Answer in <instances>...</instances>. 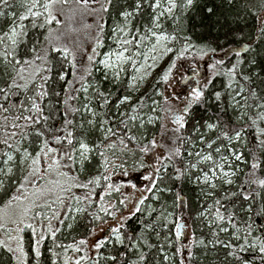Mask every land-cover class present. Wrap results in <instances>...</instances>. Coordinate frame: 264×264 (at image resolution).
<instances>
[{
    "label": "snow or ice",
    "instance_id": "1",
    "mask_svg": "<svg viewBox=\"0 0 264 264\" xmlns=\"http://www.w3.org/2000/svg\"><path fill=\"white\" fill-rule=\"evenodd\" d=\"M98 2L0 0V264H150V236L173 213L143 206L176 188L173 204L186 208V183L203 202L191 223L175 218L174 243L164 237L179 264H264V0L251 4L259 23L247 34L205 3L198 35L181 26L197 0H125L110 30L103 16L83 25L95 29L88 50L72 36L77 16L114 7ZM113 193L131 201L127 216L106 202ZM137 214L140 231H125ZM82 219L91 236L108 225L95 255L91 236L60 241Z\"/></svg>",
    "mask_w": 264,
    "mask_h": 264
},
{
    "label": "trees",
    "instance_id": "2",
    "mask_svg": "<svg viewBox=\"0 0 264 264\" xmlns=\"http://www.w3.org/2000/svg\"><path fill=\"white\" fill-rule=\"evenodd\" d=\"M257 0H235V3L233 5H228L227 0H197V5L194 6V8L189 12L187 17H182L181 19V26H187V31L190 34H199V28L201 25V18L202 16H206V13L202 11L203 5L207 3V6L212 7L216 6L217 10V16L221 17V19L226 16L230 23H233L234 27H238L239 29L243 30L245 34L248 32H255L258 30V20L256 16L252 15V11H257V9L252 8L251 11H249V8L251 4L256 3ZM125 3V0H114V7L110 10V12L107 14V16H103L104 19L107 20V28L110 30L115 22L116 14L119 10H121V6ZM260 15L264 17V12H261ZM237 16H239V19H237ZM217 17H212L211 20L214 21ZM207 22V21H205ZM29 23V22H26ZM30 27V23H29ZM53 27H55L53 25ZM167 28L169 31H172L171 22L167 25ZM30 34L31 36H36L38 34V30H33L30 28ZM107 49H105L106 51ZM222 55V53H221ZM226 65L230 66L231 62H234V57L232 58V61L229 60V57H224ZM131 69L129 68L128 76L131 75ZM128 77H126L127 79ZM221 83V80H217L216 85L219 87ZM160 101V105H163V97H156ZM55 103V101H54ZM56 107H59V104H56ZM160 115H163V112H160ZM161 128L159 124L155 127L152 134L156 135L158 138L160 137ZM162 143V141H160ZM187 149H185V155H186ZM171 171V169L169 170ZM198 173H193V180L195 179V175ZM176 188H173L172 193H166L162 200L157 203L155 201L149 200L146 202V205L143 207H147V204H152L157 209V214L159 213L161 209V205L164 204L166 206V209L168 212L173 213V223L168 225L167 229H161L158 228L157 231L161 232V235L159 238H157L156 233L153 232L150 236V241L157 245V249L153 250V255L150 264H165L163 256L159 253V246L163 245L164 251L167 253V255L170 257L167 264H179L180 257L179 255L175 254V247L169 248L168 242L165 241L164 237L167 236L169 241L175 242V218L179 217L181 215L184 216V220L188 223H191L189 220V214L194 213L198 207L199 204L202 203V199L198 200L197 194L199 193V188L194 183H186L183 188V192L181 195H183L187 201V207L184 209L178 208L174 206L173 200H174V193L176 192ZM101 191V190H98ZM98 199V197H97ZM120 198L116 195V193H113L112 195L108 196L106 198V202L110 204L117 205V213L118 215L127 216L128 213L125 215L126 209L122 205H118L117 201ZM143 219V216L141 214H137L136 217H133L130 221L127 222L125 231L127 232H139L140 231V220ZM110 220V218H108ZM89 222L87 219H82L80 222H78L74 228L69 232L67 229H65L64 236L60 237V241L68 244L72 243L74 239L78 240L81 238H86L91 236V232L89 230H86L85 225H87ZM199 225L197 222V231H198ZM107 228L103 232V235H107ZM24 238L27 243V241L30 238V233L26 232L24 233ZM112 250V244L109 243L106 247L101 249V255H107ZM123 251L124 249H120ZM71 252V251H70ZM69 252V253H70ZM95 255V254H94ZM129 259H134V257L129 253L128 256ZM100 264H105V261L101 260Z\"/></svg>",
    "mask_w": 264,
    "mask_h": 264
},
{
    "label": "rangeland",
    "instance_id": "3",
    "mask_svg": "<svg viewBox=\"0 0 264 264\" xmlns=\"http://www.w3.org/2000/svg\"><path fill=\"white\" fill-rule=\"evenodd\" d=\"M101 4H103V0H99V2L97 4H95L94 6L97 7V8H99ZM100 16H102V13H98L96 16H94L92 14H87L83 18H80L79 16H77L76 22H75V26L78 29H81V30L79 31L78 34H74L72 36V39L79 41L85 48H87L88 50H90V48H91V39H92V36L95 34V29L93 27V29H91V30H84L83 29V25L84 24H89V23L94 25L96 19L99 18ZM60 18L62 20L64 19V17H60ZM66 24H67V22H66ZM149 62H151V61H149ZM166 62H167V58H165V61L161 63L160 67L161 68L164 67ZM182 63H186V62H182ZM199 71L201 73H205L207 71L206 66H205L204 63H201V66L199 68ZM153 75L155 76V73H153ZM187 75H189L191 77L193 74L192 73H188ZM176 76H177V78H179L180 72H177L176 73ZM161 141H162V143H165L164 140H161ZM158 151H160L162 155L164 154L163 149H159ZM132 178L135 179V176H133ZM115 179L117 180V182H119L120 180H123L124 177H119L118 176V177H115ZM121 191H122V193H123L124 196H130L132 198V200H136L140 196V193L139 192H135L130 187L123 188ZM116 195L119 198H121V193H116ZM108 204H110V203H108ZM131 208H132V203H131V201H129L128 208L126 209L125 215L131 210ZM117 215H118V213H117ZM108 223L109 224H113L114 222L110 219V220H108ZM103 227L106 229V228H108V225L105 224V225H103ZM96 231H97L98 235L97 236H91V238L89 239L88 250H89V254L90 255H94L95 254V253H93L91 251L92 245L95 243V240L97 238H99V236H104L103 235V232L102 233L99 232V229L98 228H96ZM81 254L82 253H72V252L69 253V255L72 256L73 258H76V257H78Z\"/></svg>",
    "mask_w": 264,
    "mask_h": 264
},
{
    "label": "flooded vegetation",
    "instance_id": "4",
    "mask_svg": "<svg viewBox=\"0 0 264 264\" xmlns=\"http://www.w3.org/2000/svg\"><path fill=\"white\" fill-rule=\"evenodd\" d=\"M189 76V75H188ZM190 77V76H189Z\"/></svg>",
    "mask_w": 264,
    "mask_h": 264
}]
</instances>
